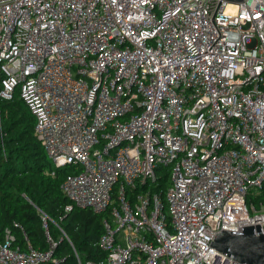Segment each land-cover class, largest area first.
Segmentation results:
<instances>
[{"label":"built area","instance_id":"built-area-1","mask_svg":"<svg viewBox=\"0 0 264 264\" xmlns=\"http://www.w3.org/2000/svg\"><path fill=\"white\" fill-rule=\"evenodd\" d=\"M219 1L0 0V95L20 94L48 173L66 170V211L107 212L105 256L77 264H239L216 233L264 234L249 201L264 186V0ZM48 238L23 250L6 230L0 264L58 263Z\"/></svg>","mask_w":264,"mask_h":264},{"label":"trees","instance_id":"trees-1","mask_svg":"<svg viewBox=\"0 0 264 264\" xmlns=\"http://www.w3.org/2000/svg\"><path fill=\"white\" fill-rule=\"evenodd\" d=\"M35 123L18 92L12 98L0 95V241L9 230L14 235L13 245L23 250H47L50 236L56 242L58 263L46 264H77L76 253L83 262L102 259L105 253L95 244L107 212L82 207L66 211L69 200L61 189L66 170L58 169L56 176L48 173L52 164L36 136ZM158 174L152 190L163 198L170 172L160 167ZM249 201L264 202V186L260 192L250 193ZM44 215L48 217L47 229Z\"/></svg>","mask_w":264,"mask_h":264},{"label":"water","instance_id":"water-1","mask_svg":"<svg viewBox=\"0 0 264 264\" xmlns=\"http://www.w3.org/2000/svg\"><path fill=\"white\" fill-rule=\"evenodd\" d=\"M227 1L232 3H241L244 0ZM243 227V230L240 232L229 230H221L217 232L214 240L211 242V245L219 252L226 254L228 257H232L239 264H264V234L260 223L256 224V227H254V224Z\"/></svg>","mask_w":264,"mask_h":264},{"label":"bare ground","instance_id":"bare-ground-1","mask_svg":"<svg viewBox=\"0 0 264 264\" xmlns=\"http://www.w3.org/2000/svg\"><path fill=\"white\" fill-rule=\"evenodd\" d=\"M228 11H234L235 10V5L234 4H230L229 6H228V9H227Z\"/></svg>","mask_w":264,"mask_h":264},{"label":"rangeland","instance_id":"rangeland-1","mask_svg":"<svg viewBox=\"0 0 264 264\" xmlns=\"http://www.w3.org/2000/svg\"><path fill=\"white\" fill-rule=\"evenodd\" d=\"M165 169H167V168H165ZM257 189H254L252 192H253V194H256L257 193Z\"/></svg>","mask_w":264,"mask_h":264}]
</instances>
